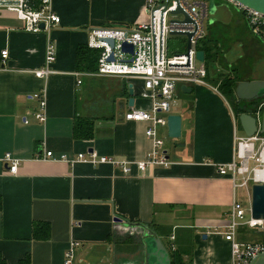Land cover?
I'll list each match as a JSON object with an SVG mask.
<instances>
[{
	"label": "crops",
	"instance_id": "obj_1",
	"mask_svg": "<svg viewBox=\"0 0 264 264\" xmlns=\"http://www.w3.org/2000/svg\"><path fill=\"white\" fill-rule=\"evenodd\" d=\"M144 6L145 0H51L60 23L49 34L25 31L23 22L0 6V54L8 52L7 59L0 55V254L6 264H17L28 254L31 264H64L71 243L72 264H142V247L136 251L135 240H121L132 232L141 239L146 226L172 250L188 234L192 251L182 256L185 264H230L224 233L237 186L229 176H220L217 167L232 160L237 123L216 86L192 87L194 104L171 107L169 115L181 116L180 137L166 144L167 127L159 129L169 167L139 174L132 166L125 175L109 164L69 165L41 158L51 151L56 158L95 152L127 162L145 160L151 151L145 136L148 124L123 119L132 107L150 108L139 97L141 84L88 75L74 67L75 50L86 45L90 29L145 22ZM212 25L241 38L244 55L263 48L237 8L230 23ZM48 39L56 47L51 65L55 73L42 80L32 71L42 66ZM209 78L215 82L213 74ZM42 89L46 107L40 123L33 94ZM76 118L94 123L91 139L73 137ZM6 154L19 160L14 174L2 161ZM39 221L50 226L47 240L32 238V224ZM125 222L134 228H126ZM261 233L242 225L235 240L263 243Z\"/></svg>",
	"mask_w": 264,
	"mask_h": 264
},
{
	"label": "built area",
	"instance_id": "obj_2",
	"mask_svg": "<svg viewBox=\"0 0 264 264\" xmlns=\"http://www.w3.org/2000/svg\"><path fill=\"white\" fill-rule=\"evenodd\" d=\"M14 1L11 5H5L9 11L13 12L17 19L23 22L24 30L30 33H46L59 25L60 18L51 8V0H4ZM230 2L229 0H226ZM182 10L194 21L197 31L190 41L189 61L184 56L185 49L181 54L168 55L169 35L172 31L193 32L194 25L168 24L169 19H178L177 15L171 16L170 12L176 9L173 0H145L144 12L146 21L136 23L132 27H102L93 28L88 31L86 46L89 49L99 51L97 69L94 73L104 78H117L128 81H138L142 88L139 97L149 101L150 108L147 110L130 108L124 112L125 121L144 122L148 126L145 136L151 141V151L143 161L127 162L117 160L112 157L98 156L95 152L77 154L73 158L60 155L53 156L51 151L45 152L41 157L43 160H60L75 165L76 163H86L90 165L109 164L117 167L123 174L129 175L134 166L139 174L146 173L149 169L161 166L169 167L172 162L168 160L163 152V141L159 134L161 127H166L167 116L171 107L175 104L174 94L177 87L204 86L206 69L204 62L196 60L198 52L197 44L205 36L203 21L207 16V4L202 0H178ZM234 4V3H233ZM245 19L249 32L259 37L264 43V15L243 8L234 4ZM163 12L162 22V50H159V23L160 12ZM43 25V29L40 25ZM102 39H112V48ZM122 43L131 44L132 55L121 51ZM45 57L42 66L32 71L36 78L45 80L55 72L51 69L52 62L56 56V47L51 39L45 45ZM2 60L7 59V50L1 51ZM112 56L113 61H107ZM132 62H125L128 59ZM87 74V73H86ZM80 75V74H75ZM80 84V81L77 82ZM33 97L38 101V112L35 118L40 123L45 121V90L34 93ZM264 103L259 105L255 111L257 131L252 136L239 137L234 134V149L232 160L217 167L220 176H229L232 182H236L240 177L237 187L249 189L253 184L264 183V135L259 133L260 119ZM8 166V172L14 174L19 164V160L13 159L6 154L2 160ZM248 218L245 219L246 211L240 204L233 201L228 214V222L224 239L230 244L231 262L230 264H250L253 259L264 255V243L248 242L242 243L235 240V234L239 226L245 225L250 229L264 231V221L255 220L251 217L250 208L247 210ZM174 238L171 237V240ZM75 244L71 243L67 253H65L64 264H72L73 250ZM173 249V246H172Z\"/></svg>",
	"mask_w": 264,
	"mask_h": 264
},
{
	"label": "water",
	"instance_id": "obj_3",
	"mask_svg": "<svg viewBox=\"0 0 264 264\" xmlns=\"http://www.w3.org/2000/svg\"><path fill=\"white\" fill-rule=\"evenodd\" d=\"M176 3V9L170 12L171 16L181 15L182 19H169L168 24L175 25H189L193 24L194 29L193 32H182V31H172L169 33L171 37H181L185 39V53L184 56L187 58V64L189 61V49H190V41L194 34L197 31V26L194 21L182 10L180 7L178 0H173ZM231 3L238 4L243 8L253 10L264 15V0H229ZM14 1H4L0 0V6L11 5ZM215 8L211 9L213 13ZM163 12H160V23H159V50H162V22H163ZM213 22L211 21L210 24ZM40 28L43 29V25H40ZM106 42L110 48L113 47L114 41L112 39H102ZM121 51L125 54L132 55L133 47L131 44L122 43ZM243 56L242 53L237 56L236 60L240 59ZM225 57V56H224ZM226 59V58H225ZM196 60L200 63L204 62V53L202 51H198L196 53ZM107 61H113V57L110 56ZM227 61V59H226ZM125 62H132V59H128ZM228 62V61H227ZM230 63V62H228ZM129 96L128 106H132L133 99V91L132 86L129 85ZM181 92L184 94H190L192 92L191 87L181 86ZM234 95L237 101H253L264 99V78H260L258 80H250L248 82H239L237 83L234 89ZM260 125H259V133L264 135V107L262 109L260 115ZM167 136L172 139H178L181 135V116L180 115H168L167 118ZM236 121L238 125L242 129L245 136L249 137L256 133L257 124L256 117L253 114L241 113L236 116ZM250 211L251 217L255 220H263L264 221V183L263 184H253L250 187ZM114 222H122L119 218H114ZM125 227L129 229H133L134 225L125 222ZM145 231L142 230L140 241L142 244V256L143 263L142 264H171L169 254L166 246L163 241L157 236L156 232L150 229L148 226L144 227ZM250 264H264V255L253 259Z\"/></svg>",
	"mask_w": 264,
	"mask_h": 264
},
{
	"label": "trees",
	"instance_id": "obj_4",
	"mask_svg": "<svg viewBox=\"0 0 264 264\" xmlns=\"http://www.w3.org/2000/svg\"><path fill=\"white\" fill-rule=\"evenodd\" d=\"M245 20V19H244ZM246 23V22H245ZM247 26V25H246ZM248 29V27H247ZM249 31V30H248ZM250 33V32H249ZM251 34V33H250ZM251 36L259 43L264 46V43L259 37ZM207 36H204L197 44L198 51L204 53V66L206 69V77L209 74H213V79L215 81L214 86H216L217 91L225 98L229 99L234 106L233 112L235 113V118L238 114L248 113L254 114L258 105L264 103V99H259L255 102L252 109H248L247 106L237 107L235 105L236 97L234 95V89L237 83L241 82L243 78L240 77L238 63L240 59L236 60L235 63H226L223 52L221 51L217 41L214 43L212 41L202 42ZM176 44V49H172V42ZM171 42V43H170ZM168 55L181 54L185 49V39L181 37H171L168 41ZM99 56V51L94 49H89L86 45H80L75 50V62L74 67L76 71L83 73H94L97 69V60ZM218 60H222L225 64L224 69L218 68ZM259 102H261L259 104ZM253 111V113H251ZM237 123V121H236ZM238 125V123H237ZM94 123L91 120L84 118H76L73 124V137L79 140H89L93 137ZM150 228V226H148ZM152 229V228H151ZM263 243H264V231H262ZM50 226L45 222H33L32 224V238L37 241H44L49 238ZM135 240V244H134ZM137 240V243H136ZM121 243H133L136 251L141 246L140 239L134 238V233H130ZM167 248V247H166ZM171 264H185L183 262L182 256L185 254L181 247H176L172 250L170 247L167 248ZM191 263V260H189ZM0 264H6L5 259L0 254ZM17 264H31L30 255H26L23 259H20Z\"/></svg>",
	"mask_w": 264,
	"mask_h": 264
},
{
	"label": "rangeland",
	"instance_id": "obj_5",
	"mask_svg": "<svg viewBox=\"0 0 264 264\" xmlns=\"http://www.w3.org/2000/svg\"><path fill=\"white\" fill-rule=\"evenodd\" d=\"M187 1L192 2L194 0H187ZM202 1L206 2L208 7L207 16L204 18L203 21L204 33L205 36H207V38L202 42L212 41L214 43L215 41H217L221 51L225 50L224 56L227 59V61L230 63H235L237 56L240 55V53H242L243 56L241 57L237 67L239 69L241 78L243 79L249 78L250 80L252 79L258 80L260 78H264V46H262L263 48L261 49L260 48L256 49V51L252 49L251 52L249 51L247 55H244L241 38L240 39L238 37L234 38L232 34H230V31L223 30L222 28L220 29L219 26L215 27L214 25L216 24L214 25L210 24L211 21L213 23L216 21H220L225 24L230 23L233 16V12L235 10L234 4L226 0H202ZM212 8H215V11L213 13L211 12ZM176 18L182 19V16L177 15ZM218 34H221V37H218ZM171 42H172V49H176V44L174 43V41L172 40ZM217 64L219 69L225 68V64L223 63L222 60H218ZM204 82L207 85V88H213L212 85H214L215 83L212 82L209 76L204 79ZM181 86L182 85L177 87V90L174 94L175 104L172 107L171 111L174 110L175 106H183L186 105L187 103L194 104L195 99L197 98L196 88H194L192 93L184 94L181 92ZM224 100L228 105V107L233 111L234 110L233 103L229 99L224 98ZM260 103L261 102H259V104ZM251 113H253V111ZM258 118L261 119L260 116H258ZM236 135L239 137L245 136L239 125H237ZM171 141H174V139L169 137L165 138V142H167L166 144H168ZM239 182H240V177L238 176L236 179V183L238 184ZM234 198L236 202L240 204L242 208L246 211L245 219H247L249 217L247 210L250 208V187L249 189L245 187L235 188ZM181 242L182 244H180V246L183 252L187 255L190 254L192 251L190 236L188 234L182 235Z\"/></svg>",
	"mask_w": 264,
	"mask_h": 264
},
{
	"label": "flooded vegetation",
	"instance_id": "obj_6",
	"mask_svg": "<svg viewBox=\"0 0 264 264\" xmlns=\"http://www.w3.org/2000/svg\"><path fill=\"white\" fill-rule=\"evenodd\" d=\"M248 81H250V79L249 78H244L241 82H248ZM258 100V99H257ZM257 100H253V101H243V100H241V101H235V105L237 106V107H243L244 105L245 106H247V108L248 109H251V107H253L254 105H255V102L257 101ZM261 105V104H260Z\"/></svg>",
	"mask_w": 264,
	"mask_h": 264
}]
</instances>
